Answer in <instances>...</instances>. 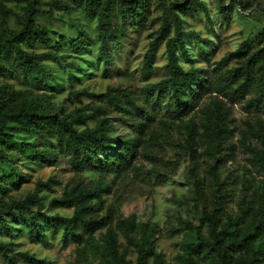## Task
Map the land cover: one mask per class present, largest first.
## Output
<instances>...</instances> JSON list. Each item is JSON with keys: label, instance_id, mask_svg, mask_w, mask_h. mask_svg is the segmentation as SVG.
<instances>
[{"label": "rangeland", "instance_id": "374dc122", "mask_svg": "<svg viewBox=\"0 0 264 264\" xmlns=\"http://www.w3.org/2000/svg\"><path fill=\"white\" fill-rule=\"evenodd\" d=\"M143 1L146 6L132 19H123L115 6L106 71L98 19L72 0H41L37 6L44 13L36 14L34 22L46 27L48 41L19 39L22 49L42 55L43 72L37 78L1 43L0 90L10 95L12 104L26 103L56 117H70L81 110L86 117L74 125L77 130L94 128L98 119L107 118L112 151L134 140L135 154L119 173L102 174L96 168L76 172L49 124L27 133L26 125L6 122L3 129L13 135L14 143L0 144L6 154L0 160L4 189L0 193V264H79L85 260L113 264L112 250L125 264H138V245L146 240L153 246L148 264H220L209 248L196 247L200 239H210L209 214L219 219L216 230L228 219L245 230L264 218V168L253 162L249 151L264 147L256 133L257 123L264 129V102L248 103L253 91L232 101L212 89L201 93L188 113L173 111L170 96L152 88L168 76L166 37L173 35V28L160 33L161 0ZM166 1L181 4L185 0ZM55 2L72 9H61ZM28 3L0 0V38L8 40L20 33ZM180 16L184 35L183 50L180 44L176 46L179 64L185 70L205 72L204 78L225 77L227 69L239 65L236 56L221 69L216 63L242 44L250 51L264 47V0H200ZM105 93L117 96L129 111L109 103ZM216 100L228 109L231 129L219 139L205 130ZM135 122H141V127ZM190 123L195 125L191 148L186 131ZM213 144L219 151L211 153ZM99 157L109 158V153L103 151ZM198 181L203 184L197 186ZM38 182L47 186L38 191L40 202L30 205L37 221L31 231L27 211H18L12 203L32 195ZM99 183L103 188L100 202L92 199L90 203L96 207L92 217L104 223L96 224L91 232L80 224L76 237L67 234L58 218L71 217L74 208L59 202L63 191ZM219 186L226 194L218 209L212 191ZM251 231L253 241L247 250L229 249L232 264L239 259L264 264V231Z\"/></svg>", "mask_w": 264, "mask_h": 264}, {"label": "trees", "instance_id": "16d2710c", "mask_svg": "<svg viewBox=\"0 0 264 264\" xmlns=\"http://www.w3.org/2000/svg\"><path fill=\"white\" fill-rule=\"evenodd\" d=\"M75 6L81 8L90 16H96L98 19V37L101 40L100 51L104 57V71L107 69V61L110 60L111 55L107 49L108 37L114 33V27L111 22V15L118 7L123 19H132L139 9L146 6L143 0H72ZM162 2V22L160 24V33L165 35L170 27L173 28V35L166 37V53L167 63L165 69L168 76L159 80L152 85L153 89H157L159 93L167 94L173 103V111L180 115L188 113L196 105L198 97L203 92H209L214 89L220 92L224 97L239 101L244 96L253 91V96L247 100L248 103L253 101L264 102V47L250 51L245 45H241L240 49L223 56L217 63V68L221 69L226 66L227 62L232 56H236L239 65L233 66L226 70L225 77L211 79L206 76L204 78L203 71L195 68L183 69L179 64V56L176 46L181 45L183 39V20L180 13L186 10H191L200 0H185L181 4L176 2ZM41 0H29L26 9L25 22L19 34H16L11 39L6 40L0 38V45L8 46L12 50L16 58L27 65L28 71L32 76L37 78L43 69L40 65L41 54L28 52L22 49L19 45V39H32L41 42L48 41V31L44 26H38L34 22V16L39 13L37 6L41 5ZM57 7L64 9H72L67 5L55 2ZM1 47H4L1 46ZM53 58L56 56L51 54ZM109 103H112L118 109L129 111L127 107L119 103V98L113 94H104ZM99 96V95H98ZM189 97L188 99H184ZM128 103L134 105L130 97ZM213 112L208 116L205 130L210 137L214 139L225 138L231 133L226 120L228 109L218 100L213 103ZM144 117H148L147 112H141ZM85 115L81 110H75L73 114L68 117H56L40 113L35 106L22 104H12L10 95L0 90V144L10 145L14 143L13 135L3 129V125L8 122H16L18 124L26 125L25 132L38 131L39 128L45 127L49 124L56 134L60 144L69 154V162L76 172L85 169H98L102 174L110 170L114 173L122 172L131 162L135 154V141H126L120 147L118 152H113L110 148L111 138L108 135L109 122L107 118H101L96 121L94 128L85 127L77 130L74 125L82 123ZM136 127H141V122H135ZM188 138L187 144L191 148L195 141L194 123L188 124L186 128ZM257 135L264 141V129L261 123H257ZM211 153L219 151V146L213 144L210 146ZM106 151L109 153V158H100L99 153ZM252 154V160L261 168H264V147L262 149L249 148ZM6 154L0 149V160H5ZM216 167V166H214ZM213 167V169H214ZM215 180L217 175L215 170L212 171ZM202 181L197 182V186H201ZM219 184V182H216ZM47 186V182H38L34 193L22 200L12 203L18 211L26 210L30 218L29 230L33 231L37 227V221L34 211L30 208L31 204L40 202L38 191L41 187ZM102 186L97 184L90 187L88 184H78L63 191L59 202L65 206L73 207L74 212L71 217L58 218L64 224V231L74 237L77 236L75 231L77 225H82L86 231L91 232L95 225H102V220H95L92 215L96 212V207L90 203L92 199L100 202V191ZM4 189L0 186V193ZM225 192L219 186L212 191V196L215 205L219 209L224 202ZM219 221L215 214H209L208 225L210 231V239L202 240L196 244V247H207L215 255L220 264H232L233 258L229 249L233 250H247L253 241V233L251 229L256 230V233L264 231V218L258 221L251 222L250 227L242 230L239 227V222L227 220L223 226L216 230V224ZM245 222V221H244ZM246 223V222H245ZM5 249L4 246H1ZM153 251L152 243L146 240L143 245H138V264H148L147 257ZM113 264H125L119 254L112 250ZM90 264L85 260L84 263ZM235 264H251L245 260H238Z\"/></svg>", "mask_w": 264, "mask_h": 264}]
</instances>
